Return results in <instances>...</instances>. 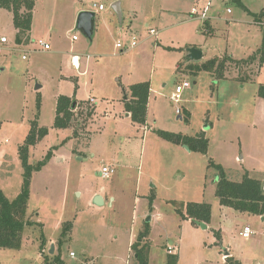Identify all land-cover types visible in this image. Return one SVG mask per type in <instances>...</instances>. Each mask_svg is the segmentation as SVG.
I'll return each instance as SVG.
<instances>
[{
    "label": "rangeland",
    "instance_id": "rangeland-1",
    "mask_svg": "<svg viewBox=\"0 0 264 264\" xmlns=\"http://www.w3.org/2000/svg\"><path fill=\"white\" fill-rule=\"evenodd\" d=\"M111 1L36 0V32L43 30L40 32L44 34L49 19L52 43L60 50L48 60L46 54L32 51L34 40L24 45L31 50L28 59L22 58L23 51L12 48L16 36L13 13L0 8V36L4 34L11 41L0 45V189L11 200L20 193L24 180L20 144L34 123L48 130L29 152L31 164L46 160L31 176L27 214L33 224L25 227L21 248L0 247V264H55L54 257L59 253L66 264H138L131 245L144 222L150 224L151 232L149 264H165L167 246L171 245L176 247L178 264H229L221 258L227 248L242 264H264V219L221 205L215 193L218 171L209 166L210 160L222 165L227 176L236 181L242 180L245 172L264 179V101L258 94L264 84V64L259 66L256 62L250 77L241 81L234 77L239 75L235 65L229 68L231 77L222 79L212 77L206 70L196 72L203 60L227 54L240 60L257 50L262 45L264 19L256 22L253 15L232 0L222 3L215 0L216 19L211 20L214 30L207 32L202 30L200 21L177 23L187 17L193 0H182L179 11L182 14L177 12L173 17L159 15L156 0L147 10L141 0H124L125 7L138 10L136 16L132 13L133 24L129 26L128 21L120 24L117 14L108 23L113 12ZM101 2L105 10L93 5ZM243 2L252 13L264 9V0ZM78 7L97 11L94 42L75 28L76 23L72 24ZM150 27L160 29L158 38H148ZM74 34L79 39L74 40ZM132 40L138 43L135 48L122 51L115 45L118 41L128 44ZM91 43L100 50L97 57ZM189 47L200 50L202 47V60L189 61ZM73 53L81 56L80 69L72 65ZM89 54L92 57L86 64ZM45 61L51 63L48 69L53 75L58 72V65L72 76L88 67V74L81 76L80 81L93 80L101 93L113 91L121 73L125 77L134 72V80L155 83L150 92L147 130L144 124L130 118L129 124L123 121L118 126L127 136L125 141L119 140L114 134L117 127L114 121L106 119L105 112L110 114L111 110L98 108L91 144L85 146L89 142L86 130L91 123L86 116L87 106L99 107L100 102L97 99L90 103L92 91L89 85L84 86L79 98L87 104H80L68 126L72 134L77 130L76 147L84 146L77 153L81 156L76 155L69 131L54 123L57 81L41 86L44 75L38 64ZM248 66L241 70L247 71ZM185 80L192 86L185 88L177 103L170 98L171 93ZM62 84L64 92H70ZM98 91L92 95L98 97ZM149 126L152 127L148 130ZM157 129L202 135L208 139V151L203 154L164 141ZM109 137L119 146V158L124 160V154H128L132 168L124 172L116 165L111 177L104 178L99 171L109 157L106 146ZM117 176L120 178L114 180ZM98 194L104 196L103 203H96ZM151 194L155 199L150 209ZM173 201L209 202L211 224L202 228L192 218L184 219ZM67 221L73 224L70 237L59 246ZM139 223L143 224L137 231ZM213 225L224 231V246L210 244L217 239ZM245 225L256 233L244 238L241 232ZM43 239L45 244L41 248ZM46 239L54 241L53 252H50L52 244L46 247Z\"/></svg>",
    "mask_w": 264,
    "mask_h": 264
},
{
    "label": "trees",
    "instance_id": "trees-1",
    "mask_svg": "<svg viewBox=\"0 0 264 264\" xmlns=\"http://www.w3.org/2000/svg\"><path fill=\"white\" fill-rule=\"evenodd\" d=\"M236 5L241 6L253 15L256 22H262L264 17V10L258 13H252L242 0H234ZM36 0H0V8H5L13 13V24L16 29L15 41L18 43H28L31 40V27L34 17V7ZM204 30L212 32V26L205 23ZM262 45L254 53L246 58L234 59L231 55H224L221 57H213L203 61V64L197 66L196 72L208 71L212 77L216 79H222L227 77L229 68L235 65L239 70L237 79L246 80L250 77L251 67L257 63L264 64V34L262 38ZM247 71L241 69L245 65ZM197 74V73H196ZM150 83L138 82L130 86V97L126 102V110L131 112V118L140 123H146V114L148 107V97L150 92ZM259 97H264V84L260 85ZM57 109L55 117V126L65 128L70 126L74 117L75 109L78 107L77 101L66 95H60L57 99ZM94 112V107L87 106L86 116L91 117ZM1 126V124H0ZM46 127H39L37 123L33 124L23 143L19 146V157L24 167L23 183L20 193L11 200L6 196L3 190L0 189V247H9L19 249L22 246L23 231L27 225H32L33 221L27 214V206L30 200L31 193V176L33 172L39 171L46 160L40 161L39 164L34 165L30 163L29 152L30 147L35 145L37 141L47 133ZM77 131V130H76ZM74 132L77 133V132ZM157 134L165 140H169L173 143L188 146L190 150L201 152L206 154L208 151V139L202 135H183L181 133H175L171 131H165L162 129L156 130ZM48 157V156H47ZM46 157V158H47ZM45 158V159H46ZM215 166L218 171V179L216 185V194L219 198L220 204L223 206H230L235 210L247 211L255 215H264V181L251 176L248 172L244 173L242 180L236 181L230 179L222 165L209 161V166ZM155 195L150 196V209L152 208ZM176 204L177 211L182 215L184 219L192 218L193 221H201L208 224L212 218L211 204L209 202H188L187 204L173 201ZM178 204V205H177ZM72 222L67 221L61 236L58 241V245L61 244L70 237V231L72 229ZM137 239L131 245L132 250L135 252V259L138 264H149V235L150 224L144 222L143 228L139 231ZM217 242L220 243L222 239L221 232L215 231ZM41 245L43 248L45 242ZM47 259L45 263H47ZM226 262L229 264H242V262L236 259L228 252ZM55 264H66L63 260L61 253L55 255ZM165 264H178V254L169 253Z\"/></svg>",
    "mask_w": 264,
    "mask_h": 264
},
{
    "label": "crops",
    "instance_id": "crops-1",
    "mask_svg": "<svg viewBox=\"0 0 264 264\" xmlns=\"http://www.w3.org/2000/svg\"><path fill=\"white\" fill-rule=\"evenodd\" d=\"M116 1H119L120 3H119V6H120V9L122 10V18H120L119 16H118V14L115 12V10H113V12L112 13H110L109 14V18H110V20H109V22L108 23H110V22H113L114 21V19H113V17H116V14H117V16L119 17V21H120V24H124L126 21H128L129 23H128V25L129 26H131L132 24H133V20H132V13H133V15H135L136 16V13H137V9H132V8H129L128 6L127 7H125L124 6V0H112L111 1V5L114 3V2H116ZM141 1H143V5H142V7L144 8V9H148V8H151V6H152V2H153V0H141ZM191 2H192V0H190ZM194 1L195 0H193V2H192V4L194 3ZM220 3H222V2H224V0H218ZM233 1V3L234 4H236L235 2H234V0H232ZM243 1V0H242ZM156 2L159 4L158 6L159 7H157L156 6V8H158L161 12H160V14L159 15H162L163 13H164V15H168V16H172L173 14H175V13H177V12H179L180 11V6H181V2H182V0H156ZM168 2H170L171 4H168ZM102 3V2H101ZM164 3H166V4H164ZM244 3V2H243ZM100 4V3H99ZM163 4L165 5V7L163 6ZM192 4H191V6H192ZM225 4L227 5V2H225ZM245 4V3H244ZM35 5H36V3H35ZM190 6V7H191ZM217 7H220L219 5H216ZM105 8H106V6H105ZM105 8L104 9H102V10H105ZM126 8V9H125ZM83 8L82 7H78L77 8V13L80 11V10H82ZM36 9H35V7H34V9H33V11H34V17H33V23H32V27H31V33H30V36H31V40L28 42V43H23L24 45L25 44H30L33 40H35V38H44L45 40H47L50 44H51V49L50 50H38L39 52L38 53H40V54H46L47 55V60L49 59V58H52L51 56H54V54H59V51L60 50H58L57 48H55V44L54 43H52V37H53V35H52V31H51V24H50V22L51 21H49V19H48V21H47V25H48V28H46L47 29V31L43 34L42 32H40V31H43V30H38L37 32H36V22H35V16H36V13H37V11H35ZM190 10H191V8H190ZM190 10H187V12H186V15H187V17H185L182 21H179V22H177V23H184V21H199V20H196V19H192V18H190V15H189V13H190ZM264 10V9H263ZM97 12V11H96ZM77 13L75 14V16L73 17V22H72V24H74V23H76V17H77ZM179 13H181V12H179ZM182 14V13H181ZM173 17V16H172ZM96 19H97V14H96ZM106 19H108V18H105V20ZM263 19H264V17H263ZM262 19V20H263ZM97 23V21L95 22V31H96V24ZM210 26H212V31L214 30V26H213V24H212V21H208L207 22ZM111 27H113V25H111ZM110 27V32L112 31L113 32V28H111ZM151 28H155V27H150V29ZM201 28H202V30H204L206 27L204 26V24L202 23V25H201ZM156 29H158V28H156ZM159 30V35H160V29H158ZM14 31H15V34H16V29H15V27H14ZM205 31V30H204ZM2 35H4V34H2ZM94 35H95V32H94V34H93V38H94ZM150 37H153L151 34H150V32H149V36H148V38H150ZM93 38L91 39V42L93 41L94 42V40H93ZM158 38V37H157ZM77 39H79V37L77 38ZM77 39H74V40H77ZM11 41L9 40V43H10ZM14 42V41H13ZM16 43H18V42H16L15 41V44ZM130 43L131 42H128V44H125L128 48H125L126 50L127 49H129V48H135L137 45H138V43H137V45H135L134 47H131V46H129L130 45ZM12 44V43H11ZM195 44V43H194ZM0 45H3L1 42H0ZM24 45H22L21 46V49H22V47L24 48ZM116 45V44H115ZM91 46H93L92 45V43H91ZM117 47V46H116ZM260 47V46H259ZM95 51H94V55L97 57L98 55H99V53H100V50H99V48L96 46H93L92 47ZM119 48H121V47H119ZM198 48V47H197ZM200 48V47H199ZM91 49V48H90ZM201 49L203 50V48L201 47ZM259 49V48H258ZM257 49V50H258ZM122 51L124 50V48H122L121 49ZM201 50V51H202ZM17 51H21L22 52V50H19V49H17L16 50V52ZM256 50H253V52L252 53H254ZM203 52V56H204V51H202ZM251 53V54H252ZM74 54V53H73ZM72 54V55H73ZM250 54V55H251ZM22 55H23V53H22ZM88 56H90V57H88ZM91 55L89 54V55H87V58H86V64L89 62V59L91 60ZM72 58V57H71ZM203 58V57H202ZM213 58V57H212ZM234 58V57H233ZM27 59H28V57H27ZM210 59V58H209ZM235 59V58H234ZM202 60V59H201ZM207 60V59H206ZM203 61H205V60H203ZM62 62H60V64H61ZM203 63V62H202ZM50 64L51 63H49L48 61H45V62H43V63H39L38 64V67H40L41 69V71L43 72V75H44V82H42L41 84V86H43L44 84H45V82L47 83V82H51V80H56L57 81V85H58V87H57V90H56V93H55V96H56V98L58 99V97L60 96V95H66V96H68V97H70V98H72V99H74L75 98V100L77 101V103L79 104L78 105V107L75 109V111L79 108V107H81V105L80 104H83V105H86L87 103H83L82 101H80V98H79V94H80V92H81V90L83 89V87L85 86H87V85H89V87H90V89H91V96H89L90 98V103H93V102H95V101H97V99H98V101L100 102V106L98 107V104L97 105H95V104H93L94 106H91L92 108L94 107V112H93V115L90 117V126L87 128V132H89V137H88V140H89V142L87 143V145H85V146H90V144H91V141H92V137H93V132H94V130H92V126H93V124H94V120H95V118L99 115V110H98V108H100L101 110H104V109H110L111 110V112H110V114L109 113H107V112H105V114L106 115H108V118H106L107 120H113L114 121V123L113 124H115V126H117V127H115V130H114V134L117 136V137H119V140H122V141H125V137H127L123 132H125V131H123L124 129H122V128H120V127H118V126H121V125H123V123L124 122H127L128 124H129V122H128V120L131 118V112H128L127 110H126V100L127 99H129V97H130V86L132 85V84H135V83H138L139 81H137V80H134V78H133V76H134V72H130L127 76H125V77H123V74L121 73V74H119L118 75V78H117V81L115 82L116 83V86H114V90L113 91H111V92H105V93H101V92H99L98 90H100V89H98V88H96L95 86H96V84H94L93 83V80L92 81H89L88 80V78H86L85 80H83V81H80L81 79H80V77L81 76H86L87 74H88V72H89V69H88V67H86V69L84 70V71H82V72H80L77 76H75V75H69V74H66L65 73V69H63V67H61L60 65H58L59 66V68L57 69L58 70V72H56L55 73V75H53L52 73L50 74V70L48 69V67H50ZM80 67L78 68V69H80L82 66H81V56H80V65H79ZM56 70V71H57ZM198 74V73H197ZM51 75V76H50ZM227 77H231L230 75H229V72H228V74H227ZM227 77H225V78H227ZM235 78H236V76H234ZM140 82H142V81H140ZM143 82H147V81H143ZM62 83H65L67 86H68V90H70V92H68L67 90H65L66 92H64V89L62 88L63 87V84ZM149 83H150V92L153 90V88H154V86H155V83H153L152 81L150 82L149 81ZM179 83H181V82H179ZM178 83V84H179ZM177 84V85H178ZM192 86V85H191ZM191 86L190 87H188L187 89H189V88H191ZM186 90V89H185ZM97 92L98 91V93H99V96L98 97H95L94 95H92L93 94V92ZM150 92H149V97H148V107H147V114H146V123L144 124V129L145 130H147V126H148V124H149V122H150V120H149V107H150ZM175 92V91H174ZM173 91H172V93H171V96H172V94L174 93ZM183 94V93H182ZM171 96H170V98H171ZM126 97V98H125ZM91 99H94L93 101H91ZM100 99H101V101H100ZM259 99H261V101H264V97H260ZM188 115H190V113L188 112ZM124 121V122H123ZM138 123V122H137ZM120 124V125H119ZM152 126H149V128H148V130L151 128ZM65 129H67L68 131H69V138H71L73 141H74V152H76V155H80V154H77L78 152H79V150L82 148V147H84V146H82V147H80V148H77L76 147V143L77 142H79V138L77 139L76 138V135L74 136V134H72L73 133V131H72V129L71 128H69V127H65ZM96 131V130H95ZM99 132L101 131V130H98ZM77 132V131H76ZM101 134H103V131H101L100 132ZM79 134H80V132H79ZM159 136V135H158ZM73 137V138H72ZM160 137V136H159ZM161 138V137H160ZM164 141H165V139H164ZM167 141V140H166ZM173 143V142H172ZM175 145H179V144H176V143H174ZM78 146H79V144H78ZM106 146H107V151H108V154H109V157H107V158H105V160L102 162V165H110V166H120L121 168V170H123L124 172H127V171H130V169L132 168V165H131V163L129 162V156H128V154L126 153V154H124V157L126 158V159H124V160H122L121 158H119V152H118V150H119V146H118V144H116V142H115V140H113L112 138H110L109 137V141L107 142V144H106ZM81 156V155H80ZM80 159H81V157H79ZM1 164H2V161H0V166H1ZM102 165H101V167H102ZM99 173H100V171H99ZM120 177L119 176H117L116 178H114V180H118ZM262 180L264 181V179L262 178ZM78 193H79V191H78ZM31 194V193H30ZM101 196H103V195H101ZM103 198H104V196H103ZM104 201H105V198L103 199ZM224 207H226V206H224ZM153 208H155V207H153ZM255 215V214H254ZM257 216H259V217H262V219H264V215L263 216H260V215H257ZM150 219H151V216H150ZM212 220H213V217L211 218V221L208 223V224H206L207 225V227H208V225H210L211 224V222H212ZM143 223H139L138 224V226H137V231H139V229H140V227H141V225H142ZM213 230H219L220 232H221V235H222V239H221V244H223V246H224V244H225V241H224V237H225V235H224V231L222 230V229H217L216 227H215V225H213L212 227H211ZM223 231V232H222ZM138 236V235H137ZM137 238V237H136ZM43 240H45V239H43ZM42 240V241H43ZM218 240L217 239H215V240H213L210 244L211 245H213V244H217L218 242H217ZM48 243H50V244H52V246H54V241L53 240H50V241H48V239H46V247H47V244ZM172 246V245H171ZM171 246H167V247H171ZM173 248H174V250L175 251H177L176 250V247L175 246H172ZM228 252L232 255V250L231 249H228L227 248V250H226V252L224 253V254H222V256H221V258H222V260L224 261V262H226V259L225 258H223V256H227V254H228ZM176 253V252H175ZM227 263V262H226Z\"/></svg>",
    "mask_w": 264,
    "mask_h": 264
},
{
    "label": "built area",
    "instance_id": "built-area-1",
    "mask_svg": "<svg viewBox=\"0 0 264 264\" xmlns=\"http://www.w3.org/2000/svg\"><path fill=\"white\" fill-rule=\"evenodd\" d=\"M215 0H195L194 3L192 4V6L190 7V18L192 19H196L199 20L201 23L205 24L208 21H211L212 19H216V16L213 14V4H214ZM95 7H98L99 10H102L105 8V5L103 3L100 4H93ZM150 34L152 36L158 37L159 36V30L156 28H151L150 29ZM78 36L76 34L73 35V39H77ZM0 42L2 44H6L9 43V38L6 35H1L0 36ZM24 45L23 43H16L15 41L12 43V48L17 50H22L23 51V55L22 58L23 59H27L28 57V53L31 52V50L29 49H25L21 46ZM135 45H137V42L135 40H132L130 45L131 47H134ZM117 47H121V48H128L125 44H123L121 41H118L116 43ZM51 49V44L45 40L44 38H35L34 40V47L32 51H36V50H50ZM29 50V51H28ZM90 57V56H88ZM72 61V65L75 66L76 68H79L80 66V55L77 53H74L72 55L71 58ZM192 84L191 82H189L188 80L185 81H181V83H179L176 86L175 92L172 94L171 99L175 102H180L181 100V94L183 93V91L185 90V88L190 87ZM94 99H91V101H93ZM177 112L180 113V109L177 110ZM115 171V167L114 166H110V165H102L101 169H100V174L102 177L104 178H110L111 175L113 174V172ZM263 188H264V183H263ZM256 233V230L252 229L249 225H245L242 229L241 235L245 238V237H251L253 234ZM168 252L169 253H175L176 251L174 250V248L168 247ZM72 256H75L74 252H70ZM226 255L223 256V258L226 259Z\"/></svg>",
    "mask_w": 264,
    "mask_h": 264
},
{
    "label": "water",
    "instance_id": "water-1",
    "mask_svg": "<svg viewBox=\"0 0 264 264\" xmlns=\"http://www.w3.org/2000/svg\"><path fill=\"white\" fill-rule=\"evenodd\" d=\"M119 1L114 2L111 7L115 12L118 14L120 18H122V10L120 9L119 6ZM96 10L93 9H82L76 19V24L75 28L80 30L88 39L93 38V34L95 32V22H96ZM203 57V52L197 48V47H189L188 48V53H187V59L189 61L192 60H201ZM39 86V84H37ZM126 98V97H125ZM96 203H103V197L100 196L99 194L96 195L95 198ZM148 220H150V217H148ZM198 224L202 226V228H206L207 225L204 222L197 221ZM53 247L51 248L50 252H53Z\"/></svg>",
    "mask_w": 264,
    "mask_h": 264
}]
</instances>
